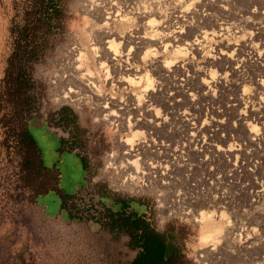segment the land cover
<instances>
[{
    "label": "rangeland",
    "instance_id": "374dc122",
    "mask_svg": "<svg viewBox=\"0 0 264 264\" xmlns=\"http://www.w3.org/2000/svg\"><path fill=\"white\" fill-rule=\"evenodd\" d=\"M64 1L63 31L39 36L32 49L39 57L24 67L37 99L27 114L30 134L44 165L59 169L70 210L60 208L55 192L33 201L21 157L2 142L6 121L16 122L19 109L2 96L16 10L13 0H0V264H133L140 250L107 228L122 213L164 235L166 259L172 246L182 252L175 264H264V0ZM103 17L115 19L108 29L126 37L128 67L150 79L145 96L144 79L119 85L132 76L114 72L106 56L97 60L108 55ZM114 39L116 49L123 47ZM142 139L154 148L156 175L168 177L169 200L188 181L198 184L199 201L185 204L189 216L158 219V184L152 197L110 190L107 155L125 162L124 147ZM57 140L75 147L71 155L60 153ZM201 212L211 217L198 222ZM206 223L221 224L209 256L212 242L201 239Z\"/></svg>",
    "mask_w": 264,
    "mask_h": 264
},
{
    "label": "trees",
    "instance_id": "16d2710c",
    "mask_svg": "<svg viewBox=\"0 0 264 264\" xmlns=\"http://www.w3.org/2000/svg\"><path fill=\"white\" fill-rule=\"evenodd\" d=\"M16 14L11 20L10 34L15 44L13 53L8 59L5 76L3 78V98L7 104L17 106L18 116L16 122L6 121V135L2 139L7 149H13L21 157V177L30 178L32 199L36 202L38 196H45L55 192L61 196L60 206L68 210L71 198L64 196L59 188L60 173L53 165H44L40 149L30 134L29 112L37 108V99L31 95L32 84L25 70V62L36 61L39 51L32 49L41 35L62 32L65 25L64 0H13ZM40 33V34H39ZM52 34V35H53ZM12 146H8L10 143ZM75 147H68L73 151ZM82 162H86L82 159ZM21 178V179H22ZM116 203H124L115 199ZM110 215V212L108 213ZM112 231H120L129 236L130 247L140 250L133 264H175L181 252L172 246L170 257L166 259V239L163 234H158L144 218L135 214L111 216L108 227ZM176 244V243H175ZM181 260V258H180Z\"/></svg>",
    "mask_w": 264,
    "mask_h": 264
},
{
    "label": "bare ground",
    "instance_id": "6f19581e",
    "mask_svg": "<svg viewBox=\"0 0 264 264\" xmlns=\"http://www.w3.org/2000/svg\"><path fill=\"white\" fill-rule=\"evenodd\" d=\"M111 14L108 13V15L107 14H105V15L109 16ZM114 16H116V15H114ZM104 20H105V23H104L103 27L100 28L101 36H102L101 40H106L105 43L103 44V48L106 44L107 45L106 49L108 50V55L106 54L102 57L99 56L97 60L101 61L106 56V58L108 60H110V63L113 64L111 67L113 68L114 72L119 71L121 73V75L127 74L128 76H132V79L129 77H127L126 79L125 78L120 79L118 82L119 85H122L124 83H127V84H130L132 82L134 83L135 79H139V80L144 79V81L146 83V87H145V90H143L142 96H145L144 93H147V91L149 90L148 88L151 86L150 79L148 78V76H144V77L139 76V74L141 72H140V69L138 66H134L133 69L128 67V66H130L128 63V60L130 59V56L132 55V53H131V51L128 52V54L124 53L125 43L127 40L126 37L123 35H120V34H115V33H113V31L108 29L109 23H111L109 21L115 22V19H113L112 17H106V18H104ZM110 26H111V24H110ZM114 37L121 40L120 45L123 44V47L118 48L119 50L116 49L117 44H115ZM146 38H147L146 36L137 37L138 40H143ZM166 41H168V40H166ZM162 48L166 52L167 50H169L171 48V44H166ZM135 57H136V54H134V52H133V59H135ZM253 57L254 58L256 57L257 59H259V54H255ZM71 82L74 83L75 80L71 79ZM135 82H136V80H135ZM67 83H70V81ZM78 83H79V81H78ZM263 85H264V81H261L260 86H263ZM130 86H131V84H130ZM140 96L138 98L135 97L136 100H134V102L137 101L140 98ZM147 97H151V95H147ZM133 99H134V97H133ZM102 100H104L106 103V101H108L110 99L103 97ZM130 100H132V98ZM111 102H112V100H111ZM104 108H106V106H104ZM115 121H117V119ZM119 128L122 130H124L125 128L128 129V132H129L131 137L139 135V131H135L132 133L130 131L129 125H124L123 123H120ZM129 141H131V139ZM168 147H169L168 145H164V144H162L160 146V148H162V150H169ZM124 149H126V151L124 153L125 157H126L125 162L122 161V163H118L116 161V158H115L113 153H110L106 157L105 171L112 172L114 174L113 179L109 183L110 190H112L114 192H124V193H127L128 195H130L131 197L132 196H143V195L151 196L153 189H154L153 186L155 184H158L160 186L159 190H161L160 192H157V194H155V202H156V209H157V213H158V219L160 221L164 222V221L169 220L170 218L176 217V216H182V217L183 216H189L187 214V211H186L187 206L185 207V204L187 202V203H189L188 206H191L190 204H194V203L199 201L198 193L196 191H194V189H196L198 187V184L194 181H192V183L190 184L188 181V183L186 184V185H188V186H186L187 189H185V191H183L184 187L180 188V191L177 194H175L174 196H172L171 199L169 200L168 198L171 195V194L170 195L168 194V186L170 183L169 182L170 179L169 180L167 179V182H169V183L166 184L163 181H165L166 180L165 178H168V177L165 176L163 178V176L162 177L160 175L158 176V175H156V172H154L155 166L153 164V159H152V156L154 155V148L148 144L147 139H142V140L136 141L132 145H128L127 148L124 147ZM119 153H121V152H119ZM119 156L120 155H118V157ZM186 178L188 180V176H186ZM175 179H177V178H175ZM171 182H172V180H171ZM177 183H179L181 185L184 184V186H185L184 180H182L180 182L178 180ZM179 187L180 186H178V188ZM173 189H174V187H173ZM186 194H188V196ZM210 217H211V215L208 214L207 212H201L198 215V218H200V219H197V221L199 220L200 222H203V221L208 220ZM219 218L221 221V219L224 218V215H220ZM220 226H221V224H219V223L218 224L206 223V225H205L206 234L201 239L204 242H212V244H210V245L213 248L204 251L205 255L211 254L212 253L211 251L215 250V246L218 243V238H219L218 235H219Z\"/></svg>",
    "mask_w": 264,
    "mask_h": 264
},
{
    "label": "flooded vegetation",
    "instance_id": "af4514ba",
    "mask_svg": "<svg viewBox=\"0 0 264 264\" xmlns=\"http://www.w3.org/2000/svg\"><path fill=\"white\" fill-rule=\"evenodd\" d=\"M57 141H59V143H60V147H59V150H60V153H63L64 151L65 152H67V154H69V155H71V153L73 152V151H69L68 150V147H66L65 145L66 144H64L61 140H57ZM66 147V148H65ZM80 158H79V161H80V165H81V168H82V171H83V173H85V171L88 169V167H87V165L86 164H84L83 162H82V160H81V156H79ZM55 166V165H54ZM56 167V166H55ZM57 168V167H56ZM58 169V168H57ZM59 170V169H58ZM59 173H60V171H59ZM60 176H61V174H60ZM85 177V174H84V176H83V178ZM83 184H85L86 186H83V188H86L87 187V181L86 180H84L83 179ZM73 194H76V191H75V193H73ZM71 196H73L72 194H71Z\"/></svg>",
    "mask_w": 264,
    "mask_h": 264
},
{
    "label": "crops",
    "instance_id": "0c3cea01",
    "mask_svg": "<svg viewBox=\"0 0 264 264\" xmlns=\"http://www.w3.org/2000/svg\"><path fill=\"white\" fill-rule=\"evenodd\" d=\"M66 146V145H65ZM66 148V147H65ZM77 158V157H76ZM80 162V161H79ZM75 189H76V186H75ZM60 208H61V206H60ZM167 250V249H166ZM172 251V249L170 250V252ZM181 254H182V252H181Z\"/></svg>",
    "mask_w": 264,
    "mask_h": 264
}]
</instances>
